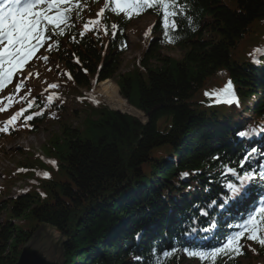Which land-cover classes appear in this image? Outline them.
Here are the masks:
<instances>
[{
	"label": "trees",
	"instance_id": "trees-1",
	"mask_svg": "<svg viewBox=\"0 0 264 264\" xmlns=\"http://www.w3.org/2000/svg\"><path fill=\"white\" fill-rule=\"evenodd\" d=\"M71 8L61 28L64 34L50 39L48 54L57 62L50 71L71 83L78 94L116 79L122 98L144 113L147 122L86 97L69 114L81 119L79 127H67L62 125L65 106L51 97L45 104L33 99L16 121L3 124L0 138L10 140L17 137L18 126L31 132L51 120L62 126L45 146L55 161L54 167L42 163L48 175L35 177L15 196L10 192L13 187L0 190L5 197L0 200V219L8 217L0 222V264H16L21 247L43 225L60 234L65 264L250 261L244 255L246 237L240 241L239 259L237 254L221 255L213 262L182 251L168 258L163 253L192 246L207 249L226 241L228 223L234 219L229 213L234 201L225 203L230 196L227 185L239 184L238 177L245 172L252 173L250 187L259 184L264 66L255 62L263 58L255 51L264 45V0H178L177 25L167 29L159 6L113 20L104 7L103 19L89 24V31L84 25L89 22L90 1ZM144 14L156 18L152 34L158 33L183 56L176 60L164 55L160 41L151 39L121 73L125 33L132 20ZM229 81L230 95L238 97L245 116L222 103ZM241 131L251 135L241 138ZM249 152L252 155L241 168L238 161ZM23 167L34 169L35 164ZM3 179L13 183L18 177L9 174ZM186 230L191 232L183 242L180 233ZM254 242L264 257V247Z\"/></svg>",
	"mask_w": 264,
	"mask_h": 264
},
{
	"label": "snow or ice",
	"instance_id": "snow-or-ice-1",
	"mask_svg": "<svg viewBox=\"0 0 264 264\" xmlns=\"http://www.w3.org/2000/svg\"><path fill=\"white\" fill-rule=\"evenodd\" d=\"M69 3L70 0H0V92L8 84L12 83L14 77L19 78L24 75L26 65H29L28 74L31 75L30 58L40 48L44 47L52 36L64 34L60 26L68 21L69 17L65 13H70L72 8L62 9L60 6ZM112 3L116 6L113 10L117 14L120 12L125 13V19H130L133 14L140 15L147 8L155 10L159 6L163 10L166 29L169 26L175 28L177 25V21L174 18L179 15V11L176 9L178 0H112ZM42 5L44 7H40ZM107 6L106 0L105 7ZM54 9L55 14L50 16L48 13ZM103 14L104 9L97 13L98 16H103ZM93 23H98V21H89L84 25V30L89 31V24ZM48 25H52V27L49 28ZM112 27L115 28L116 25ZM57 29L60 30L57 31ZM83 34L82 32L81 35ZM165 34L167 35V31ZM42 58L48 59L46 56ZM14 87L19 91L25 85L21 81ZM51 87L56 88L57 85L53 84ZM231 88L232 84L229 81L223 92L231 94ZM8 99L11 100L12 97L9 96ZM226 102L232 103L233 101L227 100ZM29 107H31V104H29ZM5 110V107L0 106V112ZM20 115H22V112H17L13 115L6 121V126L16 121ZM27 119L31 120L32 117L29 115ZM3 130V128H0V131ZM238 135L241 138H245L250 136L251 132L241 131ZM251 155L252 152H249L241 161H238L241 168L244 167V163ZM229 171L236 175L235 169H229ZM44 175L47 176L48 174L45 173ZM182 175L187 176L188 173ZM260 177L264 179V171L260 173ZM238 179L239 184L229 183L227 185L230 196L225 198V203L228 199L233 200L237 204H250L255 201L256 198L252 195V188L249 185L252 173L245 172ZM212 203L215 204L216 202L213 201ZM220 207H223V204ZM201 215H207V213L202 212ZM237 228L239 230L228 236L226 241L218 242L217 245L210 248L203 249L196 246L182 249L173 248L171 251H165L163 255L168 258L182 251L189 257L199 258L200 260L207 259L214 262L221 255L231 257L239 254L242 247L240 241L245 237L246 233L248 240L256 241L261 247H264V200L259 201L258 205L253 204L252 209L248 212L247 220L242 225H238ZM203 230L208 231V229ZM192 231L195 232L197 229L193 228ZM137 259L140 258L137 257ZM157 264H159V261Z\"/></svg>",
	"mask_w": 264,
	"mask_h": 264
},
{
	"label": "rangeland",
	"instance_id": "rangeland-1",
	"mask_svg": "<svg viewBox=\"0 0 264 264\" xmlns=\"http://www.w3.org/2000/svg\"><path fill=\"white\" fill-rule=\"evenodd\" d=\"M100 10H101L100 6H96L95 10L92 12V15L90 13L89 19L99 18L100 16H98L97 13H99ZM48 14L50 16L54 15L52 13H48ZM154 22L155 20L152 16H146L138 21L131 23V29L125 35L127 40V48L122 57L123 66L121 69V73H125L128 70L131 61L137 58L141 54V50L145 48L144 37L148 32V30L154 25ZM155 37L159 38L158 34H155ZM45 47H46V43L44 47L40 48L36 52V54L30 58L31 75L28 74L29 65H26L24 75L19 78L14 77L12 83L8 84L5 87V89L2 92H0V103L5 96L13 95L14 86L17 83H20L21 81L23 83L28 82V85L30 83L36 85V89H31L32 87H30L31 92L36 90L35 93H38L43 90L48 91L47 89H49L51 85L53 84L56 85V83H60V81H58V79L48 71V66L51 65L52 60H49L48 65L44 64L41 60L43 59L42 57L45 55ZM161 51L162 53H164V55L166 56L168 55L176 60L180 59L183 56V52L181 50L171 46L164 45L162 46ZM99 85L100 84H97L95 87H93V89L91 90V94H92L91 96L94 99L104 102L106 106L109 107V105H107V103L99 97L100 96L98 94ZM110 86L111 88L112 87L115 88L117 86L116 79L110 81ZM117 87L116 89H118ZM79 93L80 95L84 94V90H80ZM67 94L68 95L66 96V98H67L68 110L62 118V121L65 120L64 122L65 124L62 125H66L67 127H71V128L79 127V123L81 122V119H76V116H73L71 118L69 114L72 110H74L80 105L78 102L80 101L81 97L80 95L74 93L71 94L67 92ZM136 112L138 113V115L136 114L135 115L130 114V115L141 120L142 122H145L146 116L141 112L138 111ZM60 123L61 122L54 123L53 120H51L50 123H47V125L44 124L43 126L37 127L35 132L21 133L15 139L8 141L6 140L5 142L1 143V145L5 149L4 152L9 154L4 155L0 153V189L4 185H6L8 188L13 187V191L11 190L10 192H12V195L15 196L18 193H20L21 190H23L26 186L29 185L30 183L29 180L32 179L33 177L28 176V180H26V178L24 179L22 177H19L21 179L12 181L13 183H11L10 181H5L3 179V175H7V174L14 175L16 172L20 170H25V167H23V165L31 166L35 164V169H34L35 172L47 171L46 168L42 165L43 162L48 161L47 157H49L45 152V146L48 145L50 139L54 135L59 134L61 132L62 125H60ZM158 126H161V122H159ZM1 196L3 195H1L0 193V200H3L5 197H1ZM7 220L8 217L5 214L3 215V217H1L0 222H6ZM13 223H17L19 224V226L26 225V223L21 224V222L19 223L16 221H13ZM32 225L33 224L27 226L31 227ZM42 229L44 230L45 234L50 237L51 240L49 243L52 246L55 245L59 246L61 244L60 234L56 232L54 229H52V227L43 225ZM244 255L245 256L247 255V257L250 258V261L241 259L239 260L241 264H264V257H262L261 254L259 253V248L252 243H248L246 245V250Z\"/></svg>",
	"mask_w": 264,
	"mask_h": 264
},
{
	"label": "water",
	"instance_id": "water-1",
	"mask_svg": "<svg viewBox=\"0 0 264 264\" xmlns=\"http://www.w3.org/2000/svg\"><path fill=\"white\" fill-rule=\"evenodd\" d=\"M42 228L22 247L16 264H65L63 250L49 243L51 239Z\"/></svg>",
	"mask_w": 264,
	"mask_h": 264
},
{
	"label": "bare ground",
	"instance_id": "bare-ground-1",
	"mask_svg": "<svg viewBox=\"0 0 264 264\" xmlns=\"http://www.w3.org/2000/svg\"><path fill=\"white\" fill-rule=\"evenodd\" d=\"M118 93L119 92L116 87L111 88L110 81L102 82L99 85V97L104 100L111 109L128 113L131 115H138L136 110L130 107L128 103L124 99H122Z\"/></svg>",
	"mask_w": 264,
	"mask_h": 264
}]
</instances>
